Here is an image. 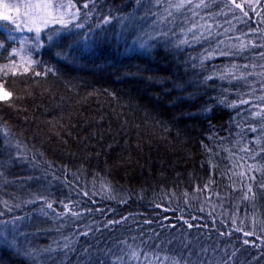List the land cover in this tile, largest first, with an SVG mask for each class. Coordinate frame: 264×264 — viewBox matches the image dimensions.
I'll return each mask as SVG.
<instances>
[{
    "label": "trees",
    "instance_id": "trees-1",
    "mask_svg": "<svg viewBox=\"0 0 264 264\" xmlns=\"http://www.w3.org/2000/svg\"><path fill=\"white\" fill-rule=\"evenodd\" d=\"M25 1L50 12L28 64L0 16V264H264V2Z\"/></svg>",
    "mask_w": 264,
    "mask_h": 264
},
{
    "label": "rangeland",
    "instance_id": "rangeland-1",
    "mask_svg": "<svg viewBox=\"0 0 264 264\" xmlns=\"http://www.w3.org/2000/svg\"><path fill=\"white\" fill-rule=\"evenodd\" d=\"M252 4H259L264 0H244ZM182 5L175 8V12L182 10ZM188 11V10H185ZM49 5L39 2L28 5L25 0H0V16H8L18 30L19 45L10 52V57L15 63H30V53L27 52L32 45L28 43L25 36L31 34L35 29H40L45 24V18L49 14ZM190 12V11H189ZM193 32H187L186 42L192 38ZM2 94L0 90V95Z\"/></svg>",
    "mask_w": 264,
    "mask_h": 264
},
{
    "label": "snow or ice",
    "instance_id": "snow-or-ice-1",
    "mask_svg": "<svg viewBox=\"0 0 264 264\" xmlns=\"http://www.w3.org/2000/svg\"><path fill=\"white\" fill-rule=\"evenodd\" d=\"M239 6V5H237ZM85 7H87V5H85ZM3 19L7 20L9 19L8 16L3 17ZM104 23H108L109 19L107 17L104 18ZM81 25H78V27H80ZM3 43H0V47H3ZM48 71H51V69H48ZM37 75H39V73H37ZM49 207H51V205H49ZM4 223V221H0V224ZM189 227H192V225H189ZM86 234V233H85ZM0 240H6V238L3 237L2 233H0ZM245 243H247V241H245Z\"/></svg>",
    "mask_w": 264,
    "mask_h": 264
}]
</instances>
